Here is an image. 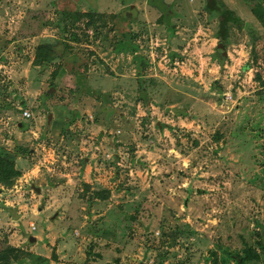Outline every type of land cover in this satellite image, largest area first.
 I'll return each instance as SVG.
<instances>
[{
    "label": "rangeland",
    "instance_id": "rangeland-1",
    "mask_svg": "<svg viewBox=\"0 0 264 264\" xmlns=\"http://www.w3.org/2000/svg\"><path fill=\"white\" fill-rule=\"evenodd\" d=\"M85 1L0 0V264H264V0Z\"/></svg>",
    "mask_w": 264,
    "mask_h": 264
},
{
    "label": "trees",
    "instance_id": "trees-1",
    "mask_svg": "<svg viewBox=\"0 0 264 264\" xmlns=\"http://www.w3.org/2000/svg\"><path fill=\"white\" fill-rule=\"evenodd\" d=\"M207 2V8L212 11V13H218L216 14V17L219 19L220 26H219V34L221 37L225 38L228 33V24L234 23V24H243V20H241L239 17L235 15L233 11L227 10V9H219L216 5L218 3V0H206ZM92 7L96 9V3L92 2ZM135 60L139 61L140 57L136 56ZM19 176V173L15 170L12 163L0 160V184L10 181V179L14 177ZM9 249L5 251V254L0 255V261L8 260L6 257V253ZM11 251V250H10ZM6 262V261H5Z\"/></svg>",
    "mask_w": 264,
    "mask_h": 264
},
{
    "label": "crops",
    "instance_id": "crops-1",
    "mask_svg": "<svg viewBox=\"0 0 264 264\" xmlns=\"http://www.w3.org/2000/svg\"><path fill=\"white\" fill-rule=\"evenodd\" d=\"M154 1V4H151V6H158V8H164V6H165V3H164V1L163 0H153ZM152 1V2H153ZM155 1H156V3H155ZM81 2H85L86 4H88V2L87 1H85V0H80V3ZM109 2V4L110 5H113L114 3H113V0H105V1H103V0H99V2H98V4L96 3V8L100 5V4H107ZM139 2V1H138ZM132 3H133V1L131 2V3H129V4H122L121 6H119L121 9H124V7L126 6H131V7H129L130 9L132 8V9H135V6H132ZM134 5V4H133ZM88 6L90 7V5L88 4ZM93 8V7H92ZM94 9V8H93ZM114 9H116V10H118V8L117 7H115L114 6ZM95 10V9H94ZM4 13V11H3V6H0V14L2 15ZM222 50H224L223 48H222ZM225 54V53H224ZM51 93H52V91H51ZM54 93V92H53ZM52 93V94H53ZM51 94V95H52ZM49 96H50V94H48ZM95 96V95H94ZM50 121V120H49Z\"/></svg>",
    "mask_w": 264,
    "mask_h": 264
},
{
    "label": "water",
    "instance_id": "water-1",
    "mask_svg": "<svg viewBox=\"0 0 264 264\" xmlns=\"http://www.w3.org/2000/svg\"><path fill=\"white\" fill-rule=\"evenodd\" d=\"M54 90H52V92H53ZM51 119V117H49V120Z\"/></svg>",
    "mask_w": 264,
    "mask_h": 264
}]
</instances>
